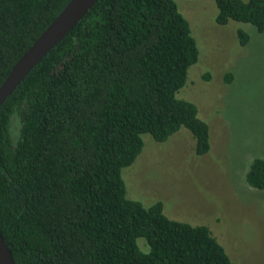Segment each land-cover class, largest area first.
<instances>
[{"label": "trees", "instance_id": "trees-1", "mask_svg": "<svg viewBox=\"0 0 264 264\" xmlns=\"http://www.w3.org/2000/svg\"><path fill=\"white\" fill-rule=\"evenodd\" d=\"M68 1L0 0V84ZM213 1L216 25L264 31V0ZM197 59L174 0H96L30 70L0 106V234L14 264H233L207 227L128 199L121 178L143 134L184 128L196 156L209 151L197 107L175 96ZM245 182L264 190L263 158Z\"/></svg>", "mask_w": 264, "mask_h": 264}, {"label": "rangeland", "instance_id": "rangeland-1", "mask_svg": "<svg viewBox=\"0 0 264 264\" xmlns=\"http://www.w3.org/2000/svg\"><path fill=\"white\" fill-rule=\"evenodd\" d=\"M174 1L198 49L175 96L197 107L210 149L196 156L184 128L165 142L143 134L140 154L121 170L126 197L144 207L160 201L167 218L207 227L233 264H264V190L245 182L251 159H264V31L235 21L216 25L213 0ZM239 28L249 35L243 46ZM137 244L148 251L142 238Z\"/></svg>", "mask_w": 264, "mask_h": 264}, {"label": "water", "instance_id": "water-1", "mask_svg": "<svg viewBox=\"0 0 264 264\" xmlns=\"http://www.w3.org/2000/svg\"><path fill=\"white\" fill-rule=\"evenodd\" d=\"M96 0H69L13 64L0 84V106L23 78L85 15ZM0 264H14L0 234Z\"/></svg>", "mask_w": 264, "mask_h": 264}]
</instances>
